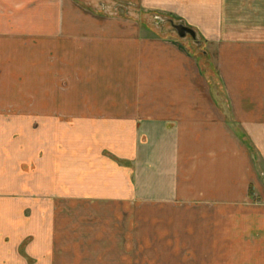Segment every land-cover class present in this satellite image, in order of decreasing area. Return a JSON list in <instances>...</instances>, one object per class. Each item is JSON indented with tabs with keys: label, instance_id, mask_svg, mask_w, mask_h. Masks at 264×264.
<instances>
[{
	"label": "crops",
	"instance_id": "obj_1",
	"mask_svg": "<svg viewBox=\"0 0 264 264\" xmlns=\"http://www.w3.org/2000/svg\"><path fill=\"white\" fill-rule=\"evenodd\" d=\"M142 12L181 22L216 45L230 115L195 56L150 31L135 16ZM7 109L60 126L50 137L58 163L102 157L101 149H84L89 141L133 162L128 197L170 223V264H264V0H0V123ZM46 178L43 190L67 198L66 179ZM118 185L125 186L85 177L71 186L89 191L77 203L98 204L116 197L92 191ZM3 236L0 229V264H87L66 261V247L52 241L43 257L32 245L37 260L20 261ZM101 250L111 256L92 264H132L125 249Z\"/></svg>",
	"mask_w": 264,
	"mask_h": 264
},
{
	"label": "rangeland",
	"instance_id": "obj_2",
	"mask_svg": "<svg viewBox=\"0 0 264 264\" xmlns=\"http://www.w3.org/2000/svg\"><path fill=\"white\" fill-rule=\"evenodd\" d=\"M123 5L119 4L121 7ZM118 11L120 15H124L122 8H118ZM135 16L151 29L150 31L158 36L173 38L195 56L211 88L214 101L226 108L227 114L230 115L226 106L227 99L215 69L216 45L205 43L203 36L197 33L195 38L189 34L179 36L173 24L181 22L169 20L158 13L146 12ZM20 115L7 109L3 111L4 120L0 123V199L5 200L0 202V229L4 232L2 246L11 252L10 256L14 253L19 255L20 261L32 263L39 256L43 257L44 242L48 246L52 241L53 247L59 244L66 247V261L87 264L99 260L103 262L111 254L99 251L114 246L117 250L125 249L126 257L131 256L132 264L171 263L172 239L168 233L170 223L156 222V207L147 206L143 209L138 200L128 197L129 190L124 181L127 182L129 178L134 180L135 175L129 170L130 167L134 169L133 162L113 155L107 148V143L89 141L84 143V149H88L90 153L101 149L102 157L70 155L64 159L67 164L61 162V165L58 163L59 158L54 160L51 156L53 153L56 155L51 150L53 145L58 143L50 140V137L55 139L58 136L60 126H44V119H36L33 124ZM69 139L73 140L74 145L75 136ZM73 148L75 150L77 146ZM51 159L57 164H52ZM101 166L107 167V175L98 174L97 169ZM60 168L64 171L61 177L69 183L68 189L62 191L67 198H60L54 191L50 195L43 190L44 181L48 180L47 175L49 177L51 174L52 180L57 182L64 180L60 178ZM76 169H79L78 175H75ZM70 171H74V174ZM85 177L91 181L115 180L117 184L125 186L120 188L118 185L115 191L110 188L92 191L101 198L116 197L115 201L108 200L110 203H107V200H102L98 204H81L76 202V197L89 191H82L71 185ZM33 183H36L35 189ZM29 229L32 231L30 235L27 234ZM15 232H19L18 239L13 237ZM163 233L167 236H163ZM30 246L33 250L36 247V258L33 257L32 250L29 254ZM116 260H119V254L116 255Z\"/></svg>",
	"mask_w": 264,
	"mask_h": 264
},
{
	"label": "water",
	"instance_id": "obj_3",
	"mask_svg": "<svg viewBox=\"0 0 264 264\" xmlns=\"http://www.w3.org/2000/svg\"><path fill=\"white\" fill-rule=\"evenodd\" d=\"M173 27L175 28L177 34L181 37L185 36L186 34H189L193 38L196 37L195 31L188 26L178 23V24H173Z\"/></svg>",
	"mask_w": 264,
	"mask_h": 264
}]
</instances>
